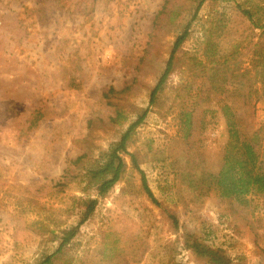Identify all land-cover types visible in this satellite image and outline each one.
Instances as JSON below:
<instances>
[{
    "label": "rangeland",
    "instance_id": "rangeland-1",
    "mask_svg": "<svg viewBox=\"0 0 264 264\" xmlns=\"http://www.w3.org/2000/svg\"><path fill=\"white\" fill-rule=\"evenodd\" d=\"M218 10L237 12L221 0H207L198 12L194 0H0V264H33L41 254L47 235L34 220L73 194L71 185L61 184L69 157L97 154L116 139L111 117L117 106L151 108L131 148L148 154L141 169L160 206L129 161L114 191L82 225L75 264H162L155 248L176 236L161 207L178 214L182 230H197L230 253L244 252L247 264H264V194L240 203L219 196L213 183L229 133L223 118L200 129L204 109L218 104L208 80L178 65L150 105L177 34L188 27L183 48L205 60L207 19ZM234 26L240 33L250 22L236 14ZM263 35L257 28L242 49L253 81ZM226 97L241 110L250 136L261 129L264 168V100ZM37 111L43 117L30 127ZM200 170L207 182L195 187ZM184 259L205 264L188 251Z\"/></svg>",
    "mask_w": 264,
    "mask_h": 264
},
{
    "label": "trees",
    "instance_id": "trees-1",
    "mask_svg": "<svg viewBox=\"0 0 264 264\" xmlns=\"http://www.w3.org/2000/svg\"><path fill=\"white\" fill-rule=\"evenodd\" d=\"M194 1L197 2L196 12L207 2ZM221 1L232 4L237 12L231 17L224 10H218L215 11L216 18L207 19L211 26L205 39V60L183 48L190 35V29L188 27L182 29L174 40L165 70L151 91L150 105L154 104L159 95L167 89L172 73L178 65L183 64L181 67H185L183 71L186 72L197 70L208 80L211 93L218 94V104L210 103L214 105L204 109L200 129L208 130L212 125L219 124L223 118L229 133L221 167L217 174H213V183L218 189L219 196L247 203L249 195L264 194V168L261 165V143L258 137L261 129L250 136L246 131L241 110H236L233 104L227 101L226 95L230 93L234 99L243 96L245 103L264 100V35L259 41L257 58L253 63L257 71L254 81L246 69L242 50L257 28H261L264 34V4L259 0ZM236 14L250 22V27L240 33L234 26ZM210 16H213V13ZM198 89L201 92L204 86L199 85ZM105 96L111 104L113 96L110 93H105ZM207 96L208 99L211 98L209 93ZM150 111V106H133L132 110L117 106L116 114L111 117L118 125L116 139L97 154L67 159L61 184L71 185L73 194L63 207L52 208L46 216L34 220L33 225L39 227L41 234H46L47 238L42 242L44 244L42 252L33 264L76 263L75 240L82 225L94 216L100 199L110 196L114 191L129 161L142 172L146 193L154 204L160 206L148 184L145 172L141 169L140 159L148 154L131 148L138 142L139 128L147 120ZM41 117L43 113L37 111L30 127L35 126ZM184 117L187 126L186 136H189L193 131L192 112H185ZM200 171L194 177L195 187L202 185L205 179L207 182L208 173ZM161 210L168 230L176 236L165 239L155 248L162 264H187L184 259L186 251L196 259L205 261V264H247L244 252L233 254L224 247L209 244L197 230L190 228L182 230L180 218L175 211L162 207Z\"/></svg>",
    "mask_w": 264,
    "mask_h": 264
}]
</instances>
